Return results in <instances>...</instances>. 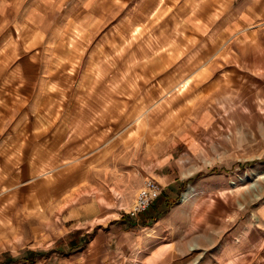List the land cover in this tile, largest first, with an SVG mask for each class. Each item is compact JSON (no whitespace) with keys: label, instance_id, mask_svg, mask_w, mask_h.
Instances as JSON below:
<instances>
[{"label":"rangeland","instance_id":"374dc122","mask_svg":"<svg viewBox=\"0 0 264 264\" xmlns=\"http://www.w3.org/2000/svg\"><path fill=\"white\" fill-rule=\"evenodd\" d=\"M137 3V0H0V40L5 34L10 40H24L19 49H3L8 57L2 58L0 53V87L10 90L17 83V80H7L6 77L10 72H16L23 57L29 61V57L38 56L40 62L42 58L38 69L40 76L51 77L53 85L72 86L71 91L74 87L69 93L73 103L64 116L67 119L64 131L69 140L76 136V131L80 134V129H76L82 115L79 113L82 103L77 101L80 87L77 82L64 84L55 74L69 76L70 71H74L78 76L86 72L93 75L101 65L106 72H112L113 66H116L112 64L113 59H121L117 69L120 73L118 83L122 87L116 95L122 102L121 116L106 117L107 124L112 128L106 129L102 142H106L121 126L120 139L117 137V141L107 144L104 147L106 154L93 162L84 174L75 169L72 178L62 175L51 181L49 175L44 174L21 186L24 190L23 194L20 193L21 197L11 193L0 196H8V212L14 222L7 226L8 237H0V264H134L135 261L141 264V258H136L137 252L130 246L132 239L128 237L139 230L134 232L129 222L135 223L146 215L145 223L138 222L148 224L159 214H168L172 208L176 212L174 217H177L180 208L177 204L200 183L211 187L232 186L234 191L228 196L231 206L222 201L226 198L223 192L206 194L208 201H217L210 209L211 223H215L218 209L232 208L228 211L231 215H224V220L218 222L217 233L192 232L196 208L193 202L182 206L186 214L180 230L186 229L184 234H188V242L185 246L191 248L183 258L185 264H209L213 252L225 243L224 240L215 241V235L226 232L228 237L231 222L235 223L238 219L239 223L241 211L248 210V218L252 221L260 205L264 204V84H251L249 87L242 84L238 87L233 83L236 87L234 95L219 98L230 103L228 109L221 111L209 103L210 97L203 96L204 101H200L201 97L197 94L199 85H206L208 81L199 82L196 76L192 77L190 87L182 91L179 85L184 81L180 77L183 72L179 76L177 68L185 69V73L193 69L194 61L190 59L192 62H187L194 52L191 48L192 33H179L182 35L179 36L176 32L178 20L175 18H169V30L163 33L152 28L155 21L139 28L136 25L139 22L134 24L133 16ZM157 17L153 18L157 20ZM132 21V26L140 30L130 35ZM70 23L74 25L73 31H64ZM81 24H85L84 28ZM158 34L159 39L168 44L162 53L156 44ZM177 35L184 48L179 49L172 44ZM135 40L142 43L131 45L130 41ZM165 61L168 66L164 65ZM144 63L149 64L145 79L142 78V67L138 68ZM181 63L183 65L180 66ZM47 66L52 68L49 70ZM167 72L164 77L163 73ZM90 81L93 82L92 78ZM167 89H170L169 95L161 101ZM105 91H109L107 87L98 92ZM19 94L22 95L21 92ZM24 95L27 98L26 92ZM88 101L87 108L83 109L85 113L89 105L103 110L100 105L105 103V98L92 95ZM151 103L153 110L145 113L144 106ZM163 105L165 107L161 111ZM132 111H137L136 115L130 114ZM112 117L115 118L113 121ZM148 119L151 122L146 123ZM40 120L46 124L45 118ZM46 128V125L42 126V129ZM35 135L32 143L26 145L28 151L25 155L37 150L36 155L40 158L47 157L44 150L51 149L52 145H48L47 139L38 144L40 138ZM63 146L57 147L62 149ZM92 146L82 143V147L70 152L75 156H69L79 157ZM28 157L32 158L31 155ZM41 161L37 158V162ZM50 161L53 163V159ZM16 162L19 165H12L11 172L25 165ZM42 163L43 168L50 164ZM70 163H73L72 160H69ZM59 170L64 172L66 167ZM148 178L160 183L162 192L146 212L132 216L129 210ZM31 206L42 207L40 213L38 210L30 212ZM12 211L14 214H11ZM109 230L115 235L107 240ZM96 236L102 238L100 246L96 247L99 251L82 258V251L87 250L88 242ZM198 237L202 238L199 248L195 246L198 241H193ZM221 237L218 236V239Z\"/></svg>","mask_w":264,"mask_h":264},{"label":"crops","instance_id":"0c3cea01","mask_svg":"<svg viewBox=\"0 0 264 264\" xmlns=\"http://www.w3.org/2000/svg\"><path fill=\"white\" fill-rule=\"evenodd\" d=\"M137 1L133 16L135 18L134 24L139 22V24H136L139 28L142 25L145 27V24L150 21H155L152 28H157L163 33L164 30H169V18H175L176 21L178 20L176 32L179 36H182L179 33L183 35L184 33H192L191 48L194 49V52L187 62L191 63L194 61L193 69L185 73V69L177 68L178 74L183 72V75L180 76L179 74L181 79L183 78L182 80H184L183 84L179 85L182 91H185L187 86L190 87L189 83L192 77L196 76L199 82L200 80L208 81L206 85H199L197 94L199 93L198 95L201 97L200 101H204L202 99L203 96L204 98L210 97L209 103L221 111L228 109L230 103L227 100H219V98L224 95V97L234 95L236 87L233 83H236L238 87L242 84L247 87L251 84H264V0H169L171 3L168 0ZM170 9L172 10L171 12ZM154 16L159 17L155 20ZM132 23L133 21L130 24L131 27H133ZM84 25L81 24V27L84 28ZM73 26L72 23L68 24L64 31L72 32ZM139 28H131L130 35H133L132 33L137 30L139 32ZM153 29L151 30L152 34L155 33ZM178 35L172 44L176 47L179 46V49H181L184 46L180 44ZM5 37H1L0 40L2 58L8 57V53L3 51V49H19V45L24 42V40H19L18 38L10 40V38ZM134 38L138 39L137 37ZM60 42L63 41L61 40ZM130 43L131 45H139L142 42L135 40L134 42L130 41ZM156 44L161 53L168 46V44L159 39V34ZM138 48H142V46ZM131 51L132 53L136 52ZM29 58V61H25L23 57L22 63L18 64L16 68V72H10L6 77L7 80L9 78L13 81L17 80V83L10 90L0 87V196L11 193L10 195L15 194L17 198L21 197L20 193L23 194L24 190L20 187L44 174L49 175L50 181L62 175L65 178H72L76 173L75 169L81 170L84 174L93 162L106 154L107 151H105L104 147L107 144H112L111 142L117 141V137L119 140L121 135L122 127L120 126V130L112 134L106 142H102L106 129L112 128V125L107 124L106 117L115 114L121 116L122 102L116 96L122 90L120 83H118L120 81V73L117 69V66L121 64L119 62L121 59H113L112 64H116V66H113L112 72H106L104 65H101L93 75L86 72L78 76V74L76 75L77 72L74 71H70L69 76L59 73L55 74L58 80L64 81V84L68 81L77 82V86L80 87L77 90L80 92L77 101L79 100L82 103L79 110L82 115L81 119L76 123V126H78L76 129H80V134L76 131V136L69 140L70 137L64 131V125L67 124V119L64 116L68 114L73 103L69 95L72 86L68 88L61 83L53 85L51 77L39 75L38 69L41 67L42 58L41 62L38 56ZM130 59L131 56L129 57ZM163 63L168 66V62L165 61ZM147 65L149 64L144 63L138 66V68L142 67V78L144 79ZM47 68L50 70L52 67L47 66ZM167 75L168 72L163 73L164 77ZM90 78H92L93 82L90 81ZM106 87L109 91L99 94L98 91L104 90ZM169 90L167 89L164 96L161 97V101L163 98L168 97ZM94 91H96V94ZM182 91L179 93L181 94ZM25 92L28 94L27 98L24 95ZM68 95L69 98L67 99ZM92 95L105 98V103L100 105L103 110L97 109L95 105H89L86 114L83 109L87 108V103H90L88 98ZM153 106L152 103L149 106L145 105L144 112L152 111ZM164 107V105L160 107L161 111ZM138 110V112L141 111L140 108ZM137 111H132L130 114L135 113L136 115ZM42 117L45 118L46 124L40 120ZM114 119L112 117L111 120L113 121ZM59 120H61L60 123ZM94 121L98 122L94 124ZM149 122L151 121L148 119L146 123ZM43 125H46V130L42 129ZM35 134H38L37 137L40 138L38 144L43 139H47L48 145H52L51 149L44 150L48 155L47 157L52 156L49 160H45L47 157L40 158L39 155H36L37 150L32 153L29 152L32 158L28 157L30 155H25V152L28 151L25 147L27 144L32 143V140L36 137ZM77 139L83 142L77 141ZM82 143L93 146L79 157H70L69 155L73 154L70 152L79 149L80 146L82 147ZM60 145H64L62 149L57 147ZM13 155L15 158L12 159ZM73 156L75 155L73 154ZM37 158L43 161L39 163ZM50 159H53V163ZM69 160H72L73 163L69 164ZM16 161L23 162L25 165H21L19 170L16 169L11 172L13 170L12 168L10 171L12 165H19ZM59 161L67 163L57 164L56 162ZM80 161L82 162L81 164L78 163ZM42 162L50 164H48V167L43 168ZM63 166L66 167V170L59 172V169ZM20 170L22 171L20 172ZM52 184L56 185V183ZM191 189L195 190L196 195L189 201H184V197L180 200V203L177 204V208L180 207L177 211V217H174L176 212L172 208L168 214L164 216L159 214L157 219L148 221V224H140L138 222L145 223L146 215L141 216V220H136L137 223L129 222L134 228V232L139 230L135 235L128 233L130 234L128 237L132 239L130 246L137 252L135 254L136 258H141V264H158L160 261L162 263L165 261L164 264H185L186 261L183 258H186L191 248L185 246L186 242H188V234H184L186 229L180 230L182 225H184L186 214L182 208L183 205L193 202V206L196 208L195 219L191 225L192 232L214 231L217 233L216 228H218L220 220H224L223 216L226 214L231 215L228 212L232 211L231 207L229 209H218V213L215 215V223H211L210 209L212 210L214 203L217 201H208L206 194L223 192L226 198H223L222 201H224L226 206H231V198L228 196L234 191L232 186L229 188L226 186L211 187L200 183ZM9 203L8 196L0 198L1 239L8 237L7 231L9 227L7 226L10 223L11 225L14 223L8 212ZM41 208L31 206L30 212L38 210L40 213ZM207 209L209 211H206ZM247 212L248 210L241 211L239 223L238 219H235V223L231 222L228 237L225 236L226 232L215 235V241L224 240L225 243L221 244V247L213 252L209 264H264V204L260 205L252 221L249 220ZM11 214H14V211ZM230 218L232 217L230 216ZM110 232L109 230L107 240L112 239L115 235ZM218 236L222 237L218 239ZM201 239V237H198L193 240L198 241L195 244L198 248L200 247ZM101 240L100 236L90 239L87 250L81 253L82 258H88L89 254H97L99 250H96V247L100 246ZM106 244L105 247L107 246ZM105 250L108 252V249ZM134 264H136V261Z\"/></svg>","mask_w":264,"mask_h":264},{"label":"built area","instance_id":"2783aa9c","mask_svg":"<svg viewBox=\"0 0 264 264\" xmlns=\"http://www.w3.org/2000/svg\"><path fill=\"white\" fill-rule=\"evenodd\" d=\"M161 192L162 186L160 183L152 178L146 179L135 197L133 205L129 210V214L136 216L140 213L146 212L160 196Z\"/></svg>","mask_w":264,"mask_h":264},{"label":"bare ground","instance_id":"6f19581e","mask_svg":"<svg viewBox=\"0 0 264 264\" xmlns=\"http://www.w3.org/2000/svg\"><path fill=\"white\" fill-rule=\"evenodd\" d=\"M248 179V178H247ZM245 179V180H247ZM249 180V179H248ZM192 190V189H191ZM194 197V191H192V193H187L185 196H184V201H189L191 200V198Z\"/></svg>","mask_w":264,"mask_h":264}]
</instances>
